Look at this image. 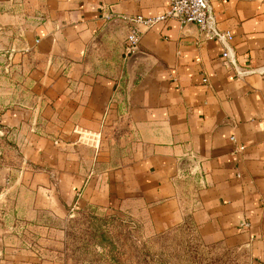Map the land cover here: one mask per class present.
<instances>
[{"label":"crops","instance_id":"0c3cea01","mask_svg":"<svg viewBox=\"0 0 264 264\" xmlns=\"http://www.w3.org/2000/svg\"><path fill=\"white\" fill-rule=\"evenodd\" d=\"M212 5L249 73L175 18L137 23L128 53L121 17L165 14V0H0L5 21L30 25L34 75L28 108L2 115L16 141L0 184L15 193L0 198L16 216L23 201L32 215L92 204L152 232L189 225L264 264V0Z\"/></svg>","mask_w":264,"mask_h":264},{"label":"rangeland","instance_id":"374dc122","mask_svg":"<svg viewBox=\"0 0 264 264\" xmlns=\"http://www.w3.org/2000/svg\"><path fill=\"white\" fill-rule=\"evenodd\" d=\"M29 28V23H11L0 15L2 167L12 159L16 141L2 115L10 108L27 109L33 91L32 59L21 49ZM10 183L12 180H2L1 196L14 195ZM30 191L23 185L17 194L26 199ZM5 202L1 197L0 222L5 225L0 228V264H257L246 249L206 242L189 225L152 232L127 212L92 204H72L59 213L45 208L32 215L23 201L16 216Z\"/></svg>","mask_w":264,"mask_h":264},{"label":"built area","instance_id":"2783aa9c","mask_svg":"<svg viewBox=\"0 0 264 264\" xmlns=\"http://www.w3.org/2000/svg\"><path fill=\"white\" fill-rule=\"evenodd\" d=\"M168 10L165 14L153 18L143 19L141 16L121 18L128 23V32L126 34L127 51L133 53L138 50L140 34L137 29V23L144 22L152 24L157 20L164 18H175L182 25L188 23L195 24L198 28L199 35L204 40H216L221 45V59L225 65L230 66L237 75H245L250 70L241 68L235 59L234 51L231 46L232 33L228 30H222L218 27V22L214 13L212 0H165ZM206 81V78H203ZM230 140L236 143L235 137L231 136ZM244 149L243 145H236L235 152Z\"/></svg>","mask_w":264,"mask_h":264},{"label":"trees","instance_id":"16d2710c","mask_svg":"<svg viewBox=\"0 0 264 264\" xmlns=\"http://www.w3.org/2000/svg\"><path fill=\"white\" fill-rule=\"evenodd\" d=\"M182 226H184V225H182ZM180 227V226H179ZM195 229V228H194ZM196 231V230H195ZM197 233V232H196Z\"/></svg>","mask_w":264,"mask_h":264}]
</instances>
